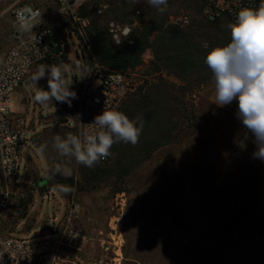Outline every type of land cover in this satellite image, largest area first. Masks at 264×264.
Listing matches in <instances>:
<instances>
[{"label":"rangeland","instance_id":"rangeland-1","mask_svg":"<svg viewBox=\"0 0 264 264\" xmlns=\"http://www.w3.org/2000/svg\"><path fill=\"white\" fill-rule=\"evenodd\" d=\"M56 1L5 0L3 9L30 5L49 16ZM91 9L85 10L91 19L86 31L66 23L71 43L65 80L76 93L71 105L52 100L45 107L35 100L38 87L49 90L47 74L33 80L40 66L12 98L16 123L31 144L0 236L48 238L50 255L59 250L57 264H264V160L253 157L254 137L237 118L238 101L218 106L215 85L199 84L206 71L177 79L179 71L165 57L154 65L153 49L136 69L112 68L92 40L100 29L120 58L138 30L165 22L195 34L206 50L217 36L230 37L229 22L221 28L207 22L200 0H168L162 14L145 0H117L101 16ZM182 16L189 23L176 25ZM9 19L0 22V41L11 31ZM111 22L132 28L120 46L110 36ZM64 25L58 23L60 30ZM94 64L128 76L133 90L117 111L142 121L143 129L136 145L115 143L107 163L89 168L60 156L53 138L80 135L82 94ZM153 109L161 116L149 124L145 115ZM58 165L70 174L58 173Z\"/></svg>","mask_w":264,"mask_h":264},{"label":"built area","instance_id":"built-area-1","mask_svg":"<svg viewBox=\"0 0 264 264\" xmlns=\"http://www.w3.org/2000/svg\"><path fill=\"white\" fill-rule=\"evenodd\" d=\"M117 0H57L54 13L47 16L38 7L14 5L1 13L5 0H0V22L10 20L11 31L0 41V224L13 205L14 190L24 170V155L31 144L30 134L15 120L12 98L25 85L33 70L44 64H66L69 58L71 35L66 23L73 24L80 33L91 26L89 16L82 15L83 9L91 10L98 16L108 12ZM202 17L209 23L233 22L238 12L245 7L256 9L260 0H200ZM30 8L37 13L30 17L33 27L21 30L18 13ZM7 15L10 17L7 18ZM174 19V18H173ZM65 24L60 30L58 23ZM188 17L176 18L175 24H188ZM108 30L116 45L132 35L130 26L111 22ZM128 76L94 64L88 85L83 89L80 122L81 134L92 131L91 123L105 108L117 110L126 100L130 91ZM101 159V163H107ZM48 238H8L0 236V264H57L59 250L50 255Z\"/></svg>","mask_w":264,"mask_h":264},{"label":"clouds","instance_id":"clouds-1","mask_svg":"<svg viewBox=\"0 0 264 264\" xmlns=\"http://www.w3.org/2000/svg\"><path fill=\"white\" fill-rule=\"evenodd\" d=\"M145 3L161 14L167 10L168 0H145ZM30 8L18 13L21 30L33 27ZM230 42L208 51L205 63L213 74L215 103L226 106L238 101L237 118L254 137L256 150L253 157L264 160V0L256 9L242 8L236 19L227 26ZM68 65H41L33 75L37 82L48 76V89L38 87L35 100L47 107L52 100L69 103L76 93L70 90L65 80ZM139 124V126H137ZM92 131L81 135L68 133L65 138L56 135L53 147L60 156L74 157L76 162L86 167H94L111 153V147L118 142L136 145L143 129L142 121L132 120L125 113L105 108L90 124ZM56 171L68 175L69 170L59 165ZM62 191H69L61 186Z\"/></svg>","mask_w":264,"mask_h":264},{"label":"trees","instance_id":"trees-1","mask_svg":"<svg viewBox=\"0 0 264 264\" xmlns=\"http://www.w3.org/2000/svg\"><path fill=\"white\" fill-rule=\"evenodd\" d=\"M81 14L88 16L85 9L82 10ZM210 24L218 25L221 28L220 24H222V21ZM92 37L94 45L99 48L98 54L100 58L112 68L136 69L143 64L142 58L147 50L153 49L155 50L154 54L156 56L154 65L156 66L158 62L163 61L164 59L162 58L165 57L164 62L166 65L173 66L179 71V75H175L177 79H184V75L189 72L198 70L206 71V76L200 80L201 82H199V84L202 85L205 83L214 84L213 74L205 63L208 51L214 47L224 46L230 42L229 36L219 35L213 40L214 43H212L209 48L203 50L201 49L199 42L197 41L198 38L195 34L173 27H166L165 22H160V24L152 23L151 25L149 24L147 27H144L143 30H138L132 36L131 41H128L122 48V55L118 58L115 57L113 53V49L115 48L110 47L109 40L111 42V39L108 35L97 28L95 29V33L92 34ZM172 53L176 54V58H173ZM189 85L192 86V84ZM152 111L156 112L157 116L153 115ZM160 113V111L153 109L151 110V113L145 115L146 120H148L149 124H153L155 119L157 120L161 116ZM130 115H132V113ZM156 123L160 125L159 122ZM166 136L167 134H164L162 139H165ZM167 140L171 141L169 138H167ZM153 144H156V147H159L157 142L154 141ZM151 154L152 152L148 155L151 156ZM21 207L27 210L28 203H22Z\"/></svg>","mask_w":264,"mask_h":264},{"label":"crops","instance_id":"crops-1","mask_svg":"<svg viewBox=\"0 0 264 264\" xmlns=\"http://www.w3.org/2000/svg\"><path fill=\"white\" fill-rule=\"evenodd\" d=\"M9 9H10V8H6V9L4 8V9H3V7H2V9H1V13H6V12L9 11ZM7 16H9V15H7Z\"/></svg>","mask_w":264,"mask_h":264},{"label":"water","instance_id":"water-1","mask_svg":"<svg viewBox=\"0 0 264 264\" xmlns=\"http://www.w3.org/2000/svg\"><path fill=\"white\" fill-rule=\"evenodd\" d=\"M45 183V182H44Z\"/></svg>","mask_w":264,"mask_h":264}]
</instances>
